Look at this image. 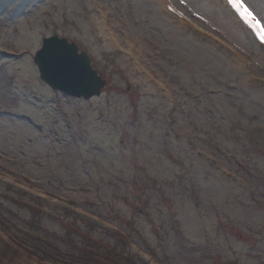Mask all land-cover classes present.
Instances as JSON below:
<instances>
[{"label":"rangeland","instance_id":"374dc122","mask_svg":"<svg viewBox=\"0 0 264 264\" xmlns=\"http://www.w3.org/2000/svg\"><path fill=\"white\" fill-rule=\"evenodd\" d=\"M168 1L226 56L188 53L155 0H0L5 240L82 264H264V50L205 0ZM242 1L264 25V0ZM53 36L87 56L99 97L40 80L33 57Z\"/></svg>","mask_w":264,"mask_h":264},{"label":"water","instance_id":"95a60500","mask_svg":"<svg viewBox=\"0 0 264 264\" xmlns=\"http://www.w3.org/2000/svg\"><path fill=\"white\" fill-rule=\"evenodd\" d=\"M33 62L40 80L65 97L89 101L99 97L105 87L87 56L78 53L76 46L65 39L56 36L43 39Z\"/></svg>","mask_w":264,"mask_h":264},{"label":"bare ground","instance_id":"6f19581e","mask_svg":"<svg viewBox=\"0 0 264 264\" xmlns=\"http://www.w3.org/2000/svg\"><path fill=\"white\" fill-rule=\"evenodd\" d=\"M207 2L208 8L212 11L213 15L218 19V21L222 22L225 26L226 29H228L229 32L231 33H239L240 35H244L245 38L248 41H253L252 37L250 36L249 32L247 33L246 31L243 30L242 25L239 23L237 18L229 11V9L224 5L222 0H205ZM242 1V0H241ZM243 2V1H242ZM170 3V2H169ZM167 3V4H169ZM154 9L156 14L158 15V18L156 20L157 24L159 23L162 27L167 28L169 31H171L173 34H181L182 36L186 37L188 39L190 49L188 53L192 54H197V52L194 51V47L197 49H200L204 52H208L210 54H213L215 57V60H220L221 54L223 56H226V54H223L221 51H219L221 54L218 55L216 51H214L216 48L206 42L201 43L198 38H195L191 35L190 29L193 27L185 23L184 21H178L176 18L168 14L165 10V5L163 0H155L154 2ZM172 6L175 10L179 12L177 8L173 6V4H169ZM221 10V12H220ZM180 13V12H179ZM101 18H99L100 20ZM98 20V24H101L100 28L103 31V28L105 29V25L102 21ZM104 35V31H103ZM105 37V35H104ZM106 39V37H105ZM200 42V44H198ZM107 44H110L107 42ZM107 44H105L107 46ZM254 46L257 49H262L260 48L257 44L254 43ZM111 45V44H110ZM264 50V49H262ZM261 50V51H262ZM218 52V50H217ZM208 54V55H210ZM225 58V57H223Z\"/></svg>","mask_w":264,"mask_h":264},{"label":"trees","instance_id":"16d2710c","mask_svg":"<svg viewBox=\"0 0 264 264\" xmlns=\"http://www.w3.org/2000/svg\"><path fill=\"white\" fill-rule=\"evenodd\" d=\"M35 202L40 203L38 199H35ZM1 218H3L2 214H0V221H2ZM2 222L0 223H2L6 228H9L7 224L4 223V221ZM2 241H5V242H2ZM40 241L41 243L37 245L38 250L30 249V248L28 249V248H25L23 245H20V243H17V242L15 243L10 240H5L4 235L0 234V248H1L0 264H6V259L10 261L11 259L10 257H8L9 255L14 257L19 253H24L25 256H27L28 258H35L40 262L44 260L49 262L51 259L54 260L55 258H57L58 260L63 261V263L65 264H82L84 257H82L81 255L75 256L78 259H73V258H71L73 260L66 259L65 254L63 252L58 251V249H56L51 243H47L44 240L43 241L40 240ZM11 247L14 249V251L11 249ZM11 250L13 252H11ZM18 251H21V252H18ZM85 258L86 260L91 262L90 264H96L91 261L90 259L91 257H85ZM9 261L7 262V264H9ZM128 262L131 263V261H128Z\"/></svg>","mask_w":264,"mask_h":264},{"label":"snow or ice","instance_id":"6c2138e0","mask_svg":"<svg viewBox=\"0 0 264 264\" xmlns=\"http://www.w3.org/2000/svg\"><path fill=\"white\" fill-rule=\"evenodd\" d=\"M227 4L238 15L239 19L256 35L260 43L264 44V25L261 24L246 5L241 0H227Z\"/></svg>","mask_w":264,"mask_h":264}]
</instances>
